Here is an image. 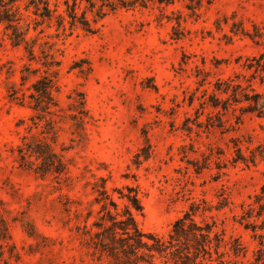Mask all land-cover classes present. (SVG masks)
<instances>
[{"label": "rangeland", "instance_id": "obj_1", "mask_svg": "<svg viewBox=\"0 0 264 264\" xmlns=\"http://www.w3.org/2000/svg\"><path fill=\"white\" fill-rule=\"evenodd\" d=\"M234 22L250 32L255 24L264 33V0H214L198 16L182 0L122 9L100 21L96 32L77 28L59 41L64 53L58 99L67 107L68 96L82 90L93 116L86 141L67 152L78 179L70 192L58 190L53 176L43 178L20 163L18 147L31 111L8 99V87L27 90L30 82L21 85L24 52L0 25V198L13 254L20 256L16 261L5 252L0 264H94L70 230L73 223L67 224L66 198L58 197L69 194L87 203L93 195L85 184L100 177L120 206L125 202L117 188L139 189L143 211L135 215L143 231L167 236L195 204L197 221L216 222L227 241L237 240L242 253L231 252L228 264H252L264 248V160L237 159L263 151L264 117L247 114L237 123L240 112L230 111L224 126L212 127L218 119L208 117L215 111L202 105L219 78L240 75L245 84L243 76L253 73L249 60L264 52V36L256 44L234 34ZM76 62L82 69L73 67ZM252 82L264 92V78ZM69 137L62 135L58 149L71 144ZM145 147L149 156L138 163ZM24 219L42 237L29 236Z\"/></svg>", "mask_w": 264, "mask_h": 264}, {"label": "trees", "instance_id": "obj_2", "mask_svg": "<svg viewBox=\"0 0 264 264\" xmlns=\"http://www.w3.org/2000/svg\"><path fill=\"white\" fill-rule=\"evenodd\" d=\"M176 1L0 0V25L4 34L13 47L23 50L26 58L20 70L21 85L30 82L27 90L15 84L8 87V99L31 111L26 134L18 147L23 166L43 178L53 176L59 185L58 190L66 188L70 192L77 186L78 179L71 173L67 152L73 145L86 141V125L93 120V116L82 90L75 89L68 96L70 102L67 107L62 106L58 99L61 57L64 53L59 41L77 28L88 33L96 32L100 21L119 10L147 8L151 4L169 6ZM182 1L193 16H198L199 11L214 0ZM180 23L178 19L177 24ZM217 24L220 28L221 23ZM231 31L251 38L256 44H260L264 36L255 24L253 32H250L243 23L234 22ZM73 67L82 69L79 62ZM87 69L90 71L91 66ZM248 69L253 73L248 78L243 76L245 84L240 75L219 78L214 83L213 93L204 94L207 96L202 105L215 111V115L208 117L209 120L218 119V124L213 121L210 126H224L223 115L230 111L240 112L236 115L237 123L247 114L264 117V92L256 89L252 82L257 77L263 81L264 52L249 60ZM64 134L70 136L71 144L58 149ZM251 154L250 158L240 154L237 160L246 164H255L258 156L264 160V148ZM142 156L148 158V147L142 148L136 155L138 163ZM88 186H91L93 198L87 203L69 194H60L58 199L66 198L64 211L69 216L67 224L73 223L70 230L94 264H228L231 252L236 257L242 253L236 247L237 240L227 241L216 222L196 220L200 207L195 204L174 221L167 236H162L140 228L135 212H142L143 205L137 187L126 185L117 188L119 198L125 202L120 206L107 189L105 178L87 181L85 187ZM7 212L5 202L0 198V257L7 252L10 258L19 261L20 256L13 254ZM22 224L29 236L35 239L42 237L32 221L24 219ZM252 264H264V248H259L254 254Z\"/></svg>", "mask_w": 264, "mask_h": 264}]
</instances>
